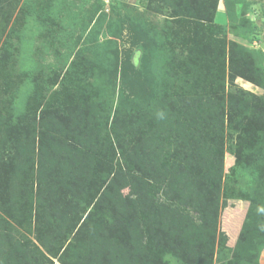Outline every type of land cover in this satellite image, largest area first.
I'll return each instance as SVG.
<instances>
[{"label": "rangeland", "instance_id": "rangeland-1", "mask_svg": "<svg viewBox=\"0 0 264 264\" xmlns=\"http://www.w3.org/2000/svg\"><path fill=\"white\" fill-rule=\"evenodd\" d=\"M12 3L15 5L11 12L0 10V115L6 113L9 117L0 120V241L3 242L0 243V264L4 258H20L21 264H85L91 258L82 257L80 252L75 258L68 257L69 245L73 237H77L79 226L88 216L90 228L96 226V222L109 227L101 213L94 216L90 210L94 198L90 204L83 198L84 202L80 204L79 190L74 194L59 190L56 195L58 203H55L58 212H54L53 196L51 201L43 198L49 215L38 206L35 196L37 159L34 157L28 163L22 161L27 160L23 155L26 149L37 154L40 146L51 147L52 138L45 136L50 128L46 124L52 126L51 121L42 125L40 118L46 116L50 119L49 115H57L62 124L68 126L71 119L65 114L66 108L82 109L95 95L103 101L105 107L102 106L93 125L102 127L101 138L96 136L99 143L94 142L92 150L83 149L93 158H100L102 154L103 161L95 168L92 177L84 179L87 180L86 189L90 190L93 177L101 179L103 171H109L118 163L132 169L130 160L122 157L118 141L129 147L134 135L144 132L140 127H153L155 121L165 120L163 115L159 117L155 113V109L159 100L168 98L166 94L171 84L179 97L176 112L184 110L181 99L188 97L189 106L199 115L194 118L195 127H200L203 137H209L205 129L210 120L207 110L208 102H212L214 96L222 98L224 129L227 127L226 102L233 91L231 89L250 91L264 103V80L261 79L263 84L259 85L247 74H242L230 81L227 70L230 62L227 60L222 63L223 74L220 70L217 74L223 80L219 93L215 90L218 83L208 78V68L204 69V78L199 73L187 77L176 72L174 67L183 62L181 54L185 56L189 52L188 45H191L190 36L180 34V31L188 29L191 33L195 21L190 20V28L187 23L181 27V17H173L168 7L154 11L149 0H12ZM222 4L219 1L220 9ZM244 8L246 12L257 13V17L252 15L256 25L254 31L248 29L249 22L241 27L248 31L247 34L243 32L247 40L233 36L227 26L212 33L218 42L236 39L251 49L248 55L238 57L237 62L258 63L264 72V0H246ZM100 17H106L110 22V30L105 21L102 28L97 27ZM225 18V13L218 10L217 21L223 22ZM249 35L252 39L248 41ZM91 38L97 39L91 44ZM71 66L72 78L66 73ZM91 67L95 68L96 75ZM52 69L54 71L50 72ZM48 72L50 78L43 80V74ZM37 95L40 99L37 105L32 103L27 108L26 100ZM9 99L13 101L11 105L7 103ZM121 113L129 120L119 122L116 115ZM168 140L173 139L169 136ZM72 146L77 149L78 145ZM228 146L226 144L223 148L220 177V200L226 199V204L221 203L219 208L217 230L225 233L226 245L232 246L248 207V199L243 196L261 193L264 200V191H259L264 188V173L257 174L256 188V174L242 162H237ZM20 181H25V188H20ZM123 194L127 196V189H123ZM161 197L158 195L159 199ZM59 227L63 229L57 232ZM111 234L120 244L127 245V237H121L126 234L119 225ZM145 241L149 245L147 256L151 264H206L204 259L186 250L185 245L177 250V256L176 252L169 251L160 258L164 250L151 246L150 235L145 236ZM17 245L28 252L14 251ZM257 260L264 264V250ZM100 264L111 263L102 254Z\"/></svg>", "mask_w": 264, "mask_h": 264}, {"label": "trees", "instance_id": "trees-1", "mask_svg": "<svg viewBox=\"0 0 264 264\" xmlns=\"http://www.w3.org/2000/svg\"><path fill=\"white\" fill-rule=\"evenodd\" d=\"M219 1L223 3L221 9L218 6ZM149 2L154 11L170 8L173 17H181V27L187 23V27L190 28L191 21H195L192 23L191 33L188 29L180 31V34L190 36L191 45H188L189 52L187 51L185 56L181 54L183 62L174 67L176 72L187 77L199 73L200 77L204 78L206 73L204 69L208 68V78L213 79V83H218L215 88L218 92L223 80L217 74L219 70L223 74L222 63L227 60L230 62L227 69L230 81L236 75L247 74L255 83L263 84L261 79L264 80V72L258 63L250 65L246 61L237 62L238 57L248 55L251 49L236 39L218 42L212 33L227 26L233 36L247 40L248 31L241 27L249 22L247 26L251 25L248 29L254 31L256 25L252 17L254 15L257 17V13L246 12L244 8L246 0H149ZM14 5L12 0H0L1 11L6 9L11 12ZM218 10L225 13L226 18L223 22L216 19ZM103 21L110 30L111 24L106 17L97 20V27L102 28ZM108 29L104 27L105 31H109ZM250 35L248 41L252 39ZM96 39L91 38L90 43ZM76 56L79 58V55ZM72 68L73 66L66 71L70 78L74 73ZM80 69L84 70L83 67ZM53 71L54 69L50 72ZM91 71L96 75L95 68L91 67ZM50 72L43 74L42 79L48 81ZM231 90L233 91L226 102L228 107L226 129L222 126L225 117L222 98L214 96L211 98L212 102H208L207 110L210 120L208 119L205 129L209 137L207 135L203 137L200 127H195L194 118L199 115L189 106L188 97L180 101L185 106L184 110L176 112L180 104L179 97L171 84L166 94L168 98L156 103L155 113H158L159 117L163 115L165 120L155 121L153 127H140L144 132L134 135L129 147L121 144V140L118 141L120 153L122 157L130 160L132 169H128L126 164L124 167L118 163L109 171H103L101 179L93 177L90 190L86 189L88 185L84 179L92 177L95 168L103 161L102 154L100 158H93L91 153L83 149H91L96 141L99 143L96 136L101 138L102 127L93 125L103 109L102 106L105 107L103 101L95 95L96 97L93 96V100L82 109L74 111L66 108L65 114L71 119L68 126H64L57 115H49L50 119L46 116L40 118L42 125L48 120L51 121L52 126L46 124L50 128L47 129L49 133L45 135L52 138L51 147L48 149L46 146H40V153L37 154L31 149H26L23 155L27 160L22 161L28 163L33 161L34 157L37 159L35 196L38 206L43 207L44 212L49 215L43 198L51 201L53 196L52 203L55 209V203H58L56 195L60 189L72 194L79 190L78 194L80 192L79 196L82 197L80 204L84 202L83 198L89 200V204L94 198L95 202L90 210L94 216L101 213L109 224L106 228L96 222V226L92 225L90 228L91 219L87 216L84 220L86 222L79 226L77 237L71 240L69 258H75L80 252L82 257L91 258V261L85 264H100L102 254L111 264L147 262L151 264L152 261L147 256L149 245L145 241V236L150 235L151 246L164 250L160 258L166 256L169 251L176 252L177 256V250L185 245L186 250L197 258L204 259L206 264H259L257 260L259 253L264 250V200L261 193L252 197L243 196L248 199V207L232 246L226 245L225 233L217 230L219 208L221 203L226 204V199L220 200L224 146L229 144V151L235 155L236 161L242 162L256 174V188L257 174L264 173V103L260 98L256 99L257 96L250 91L236 87ZM38 98V95L29 98L25 106L29 108L32 103L37 105V100H40ZM12 102L10 99L7 101L9 105ZM151 114L154 115V112ZM6 117L8 120L7 114L3 113L0 120L5 121ZM116 118L119 122L129 120L123 113L116 115ZM169 136L172 141L168 140ZM74 144L78 145L77 149L73 148ZM32 154L34 155L31 158ZM20 183H22L20 188L26 187L25 181ZM123 189H127V196L123 194ZM259 191L263 192L264 188ZM160 194L161 199L158 198ZM117 225L123 228L126 235L121 237H127V245L120 244L121 242L112 238L111 231ZM61 228L63 229L59 227L57 232ZM0 243L3 244L2 241ZM15 249L14 251L21 254L28 252L20 245L15 246ZM95 260L98 261L94 262ZM2 264H21V260L4 258Z\"/></svg>", "mask_w": 264, "mask_h": 264}]
</instances>
